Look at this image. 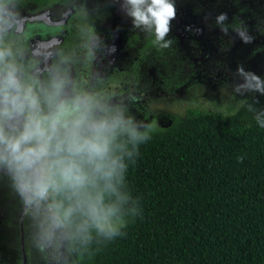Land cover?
Instances as JSON below:
<instances>
[{
  "label": "trees",
  "instance_id": "1",
  "mask_svg": "<svg viewBox=\"0 0 264 264\" xmlns=\"http://www.w3.org/2000/svg\"><path fill=\"white\" fill-rule=\"evenodd\" d=\"M245 2L222 4L238 7L234 20L243 22L245 18L240 17L250 12ZM69 36L72 40L76 35L71 31ZM142 36L141 55L168 60L162 55L164 49L155 44L154 34ZM219 40H211L218 51L204 58V50L195 57L199 60L194 59L209 64L214 57L225 56ZM184 62L173 69L167 65L162 79L169 92L183 85L189 89L210 77L192 71L194 62L189 60L190 69ZM133 74L138 81L139 73ZM127 87L116 91L119 94ZM253 116L246 107L235 114L189 107L165 127L155 129L150 139L138 145L137 154L125 161L120 190L130 200L122 207V234L108 239L93 230L91 240L85 242L70 233L64 237L61 264H264V128ZM5 175L12 185L1 197L17 194L0 233V263L22 264L20 216L13 220L22 211L23 201L11 176ZM33 220L29 216L23 220L27 264H52L47 245L29 247V238L40 239V221L32 225Z\"/></svg>",
  "mask_w": 264,
  "mask_h": 264
},
{
  "label": "clouds",
  "instance_id": "2",
  "mask_svg": "<svg viewBox=\"0 0 264 264\" xmlns=\"http://www.w3.org/2000/svg\"><path fill=\"white\" fill-rule=\"evenodd\" d=\"M121 9L134 28L154 34L159 48L170 47L166 37L176 17L173 0H123ZM226 18L220 14L217 23L223 26ZM13 25V14L0 8V167L11 176L25 213L41 218V246L47 245V252L70 233L85 242L93 230L108 239L121 235L122 207L130 200L120 190L125 161L151 138L155 125L126 115L122 108L107 107L92 94L70 93L68 79L58 74L46 83L25 77L2 41ZM237 31L245 42L251 40L244 30ZM237 71L244 83L235 86L236 93L264 94L261 77L243 67ZM247 108L255 111L253 105ZM253 119L264 128V109ZM19 230L25 251L23 220ZM55 255H48L49 263L61 264L64 250L61 258Z\"/></svg>",
  "mask_w": 264,
  "mask_h": 264
},
{
  "label": "rangeland",
  "instance_id": "3",
  "mask_svg": "<svg viewBox=\"0 0 264 264\" xmlns=\"http://www.w3.org/2000/svg\"><path fill=\"white\" fill-rule=\"evenodd\" d=\"M29 1L14 0L10 4L11 13L20 16L21 10H23L22 14L30 13V17L33 19L36 14L33 13L32 4ZM226 1L229 0H173L176 17L171 22H176L179 18L186 19L190 23V27L181 35L175 31L176 26L170 27L168 36L172 43L162 53V55L168 56V60L165 59V62H162L163 59L160 55L153 57L150 55L144 61H136V68L131 70L134 68L133 62H125L121 58H115V53L111 52L109 62L113 68H124L126 64H132L123 70L124 72L131 70L129 76H123V80L129 82V85L127 90L125 89L123 93L118 94L117 98L115 96L110 100L106 98L107 100L104 101L103 105L110 108H122L126 115H133L134 118L153 123L155 129L165 127L169 120L177 115H183L189 107L212 108L228 114H235L243 107L247 108V105H253L255 111H250L252 115L264 109V94L259 92L240 94L234 91L236 85L244 83V78L237 71L240 67L264 80V0H243L250 8L246 17L244 15L240 17L245 18L243 22L234 20L233 14L236 13L238 7L234 5V8H230L231 5L222 4ZM220 14H226L227 18L224 21L227 22L226 26L217 23V17ZM71 27L72 29L77 28L74 21L71 22ZM222 27H226L227 32L222 30ZM26 28L16 32L17 35H10V33L5 35H10L11 40L17 39L22 46H25L37 37L39 40L48 38V32H53L54 29L60 27L28 23ZM238 29L244 30L246 35L251 37V40L245 42L239 36ZM26 30H29L27 35L24 33ZM140 30L135 29V31ZM207 30L211 32L212 37H208ZM214 30L217 33H214ZM34 33H37L38 36H34ZM144 33L145 31L142 32V35ZM197 36H201L203 40L199 41ZM216 37L220 39L219 42L223 43L222 51L226 52L225 56L221 55L217 59L214 57L213 62L209 64L198 63L200 58L195 57L202 55L204 50V58L206 55H212V51H218L215 43L211 42V40L217 39ZM111 44L115 49H119L115 40ZM7 46L13 47L9 44ZM122 53L127 55L124 51ZM184 59H186L185 62ZM189 60L194 62V65L191 66L192 71L198 72L200 75L207 73L210 77H203L202 84L196 83L189 89L183 85L184 87L169 92V89L163 86L162 79L167 72V65L170 64L169 69H173L179 66L178 62H184L190 69ZM215 60H223L224 63L215 62ZM211 65L215 67L211 69ZM136 70L140 71L138 81H135V74H132ZM95 72L98 79L97 70ZM99 93L100 89L98 88L95 91L96 96H99ZM103 98L105 97L103 96ZM65 238L62 237L56 244L49 247L48 255L50 254L52 259L56 258V253L61 258L65 248Z\"/></svg>",
  "mask_w": 264,
  "mask_h": 264
},
{
  "label": "flooded vegetation",
  "instance_id": "4",
  "mask_svg": "<svg viewBox=\"0 0 264 264\" xmlns=\"http://www.w3.org/2000/svg\"><path fill=\"white\" fill-rule=\"evenodd\" d=\"M13 2L14 0L2 2L0 8H3L5 13L11 12L10 4ZM29 2L32 4L31 9L36 16L32 19L30 13L22 14L23 10H21L20 16L12 13L14 25L6 33L17 35L16 32L19 30L27 29L26 24L28 26V23L48 24L51 27L60 28L48 32V38L39 40L37 37L25 46H22L17 39L11 40L10 35L5 37L7 35L3 33V44L5 46L13 45L11 49L14 59L21 66L25 77L34 76L41 83H46L53 74H58L68 79L67 91L92 94L103 104L107 99L110 100L114 96L117 98L116 90L119 86L127 87L129 85V82L123 80V76L130 75V71L137 66L135 62L144 61L149 57V53L141 55L145 40L142 36L143 30L135 31L136 28L133 26L131 17L121 9L123 0H30ZM72 21L75 22L76 29H72ZM171 26H176L175 31L181 35L188 31L190 23L186 19L179 18L176 22H171ZM196 27L198 28V26ZM80 29H84V31L81 32ZM71 31L76 35L72 37V40L69 38ZM24 33L29 34V30ZM35 35L37 33H34ZM117 35L118 37H116ZM73 40L78 42L71 45ZM113 40L119 46V49H115V51H112L111 42ZM122 51L131 56L123 54ZM111 52L115 53V58L133 62L134 68L128 70L129 72L123 70L132 64H126L124 68H113L109 62ZM95 70L99 75L98 79ZM136 71L138 72V70ZM98 88L100 93L99 96H96L95 91ZM4 173L7 174L6 171L0 170L1 194L6 193V190L12 185ZM16 194L14 192L12 197L6 198H2L0 195V233H2V226H6L3 221L6 220L5 216L8 215L9 210L13 208L11 201L16 199ZM18 197H20L19 193ZM24 207L23 204L22 211L17 214L13 222L17 220L18 216L22 220L29 216L34 217L32 225H37L40 217L25 213ZM29 239L30 249H36L43 243L36 237Z\"/></svg>",
  "mask_w": 264,
  "mask_h": 264
},
{
  "label": "water",
  "instance_id": "5",
  "mask_svg": "<svg viewBox=\"0 0 264 264\" xmlns=\"http://www.w3.org/2000/svg\"><path fill=\"white\" fill-rule=\"evenodd\" d=\"M0 170H3V171H7L6 168L4 167H0ZM20 228L22 229V219H21V223H20ZM22 251H23V261H22V264H26V254H25V251H24V246L22 245Z\"/></svg>",
  "mask_w": 264,
  "mask_h": 264
}]
</instances>
